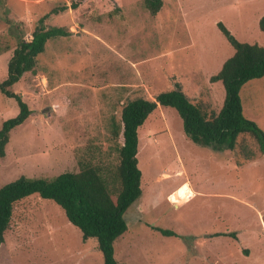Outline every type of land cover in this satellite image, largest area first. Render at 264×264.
I'll return each mask as SVG.
<instances>
[{"label":"rangeland","instance_id":"374dc122","mask_svg":"<svg viewBox=\"0 0 264 264\" xmlns=\"http://www.w3.org/2000/svg\"><path fill=\"white\" fill-rule=\"evenodd\" d=\"M71 3L0 0V83L18 41L31 36L40 18L48 15L44 27L72 33L49 41L35 73L10 88L32 114L9 133L0 188L21 176L78 172L83 161L114 167L122 137L116 142L111 129L120 124L122 106L135 98L153 100L175 83L191 102L218 112L225 92L210 77L234 53L218 22L239 42L264 47L258 26L264 0H161L155 15L145 0H74L76 9ZM239 95L243 115L264 132V76L245 83ZM18 111L15 100L0 93V128ZM237 143L234 151L198 145L173 108L153 111L138 129L142 193L123 215L127 231L114 241L116 261L264 264V159L250 135ZM239 145L254 155L241 166ZM216 233L236 239L211 237ZM0 264L103 259L96 239L82 241L58 205L34 194L14 207Z\"/></svg>","mask_w":264,"mask_h":264},{"label":"trees","instance_id":"16d2710c","mask_svg":"<svg viewBox=\"0 0 264 264\" xmlns=\"http://www.w3.org/2000/svg\"><path fill=\"white\" fill-rule=\"evenodd\" d=\"M71 9H76L74 0H70ZM152 15L161 8V0H145ZM48 15L39 19V25L28 38H21L7 63V76L0 83V93L14 99L18 106L16 117L4 121L0 128V158L5 155L9 133L23 124L32 111L20 94L10 88L19 82L26 73L34 74L37 58L44 53L51 40L70 36L72 33L64 27H44ZM234 53L226 59L220 70L210 77V82H220L225 97L217 112L207 105L191 102L183 93L180 85L157 94L153 100L135 98L122 106L120 124L113 123L111 135L117 142L118 162L113 167L103 163L96 165L92 161L79 163L78 172H65L50 179L28 178L21 176L0 188V245L4 242L5 232L10 226L15 205L23 199L38 195L58 205L70 224L77 228L82 241L96 239L103 264H119L114 258V241L127 231L123 218L126 210L141 196V172L137 166L138 129L147 117L158 107L173 108L182 120L183 131L192 142L213 150L237 148V139L250 135L257 143L264 159V132L252 120L243 115L240 98L242 86L253 79L264 76V47L257 44L241 43L221 23L216 24ZM258 26L264 34V15ZM241 166L252 160L253 154L244 153L239 145ZM163 236H176L172 231L152 227ZM231 237L234 233H216L211 237Z\"/></svg>","mask_w":264,"mask_h":264},{"label":"crops","instance_id":"0c3cea01","mask_svg":"<svg viewBox=\"0 0 264 264\" xmlns=\"http://www.w3.org/2000/svg\"><path fill=\"white\" fill-rule=\"evenodd\" d=\"M183 183H184V182H183ZM186 183H187V182H186ZM178 187H179V186H178ZM173 191H174V190H173ZM173 191H172V192H173ZM172 192H171V193H172ZM174 206L176 207V205H174ZM177 207H178V206H177Z\"/></svg>","mask_w":264,"mask_h":264},{"label":"water","instance_id":"95a60500","mask_svg":"<svg viewBox=\"0 0 264 264\" xmlns=\"http://www.w3.org/2000/svg\"><path fill=\"white\" fill-rule=\"evenodd\" d=\"M177 207V206H176Z\"/></svg>","mask_w":264,"mask_h":264}]
</instances>
